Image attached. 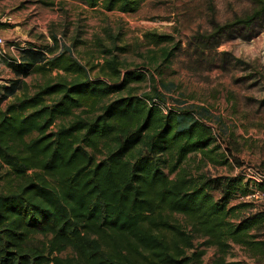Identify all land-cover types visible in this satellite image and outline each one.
I'll list each match as a JSON object with an SVG mask.
<instances>
[{
	"label": "trees",
	"instance_id": "trees-1",
	"mask_svg": "<svg viewBox=\"0 0 264 264\" xmlns=\"http://www.w3.org/2000/svg\"><path fill=\"white\" fill-rule=\"evenodd\" d=\"M69 1L135 14L147 0ZM251 1L260 9L238 23L263 18L264 0ZM146 37L155 46L172 40ZM102 51L104 63L90 69L67 49L42 64L5 61L18 75H58L0 110V168H8L0 174V264H190L195 235L253 245L264 211L240 219L251 204L232 202L264 194V177H210L189 166L199 157L229 163L207 124L222 119L159 88L132 93L148 80L165 85L174 52L162 49L142 71ZM168 100L175 104L164 109Z\"/></svg>",
	"mask_w": 264,
	"mask_h": 264
},
{
	"label": "rangeland",
	"instance_id": "rangeland-1",
	"mask_svg": "<svg viewBox=\"0 0 264 264\" xmlns=\"http://www.w3.org/2000/svg\"><path fill=\"white\" fill-rule=\"evenodd\" d=\"M259 9L251 0H147L137 13L124 14L69 0H0V38L5 42L0 52V110L17 97L33 95L51 75H58H18L6 60L42 64L67 49L90 69L104 63L102 50L108 48L124 68L146 71L154 55L172 50L165 85L148 80L132 84V93L143 97L159 88L169 99L203 106L220 117L221 123L206 121L229 163L202 165L199 157L190 162L191 170L210 177L245 175L259 182L264 177V16L251 25L237 22ZM149 33L172 40L155 46L148 42ZM99 70H91L92 78ZM168 101L164 109L175 104ZM7 170L0 168V174ZM3 188L0 184V191ZM239 203L251 204L239 210L240 219L249 217L264 211V194L256 191L232 205ZM176 218L188 227L187 219ZM195 237L194 247L186 252L190 264H264V226L250 233L253 245L226 240L221 246L209 237Z\"/></svg>",
	"mask_w": 264,
	"mask_h": 264
},
{
	"label": "built area",
	"instance_id": "built-area-1",
	"mask_svg": "<svg viewBox=\"0 0 264 264\" xmlns=\"http://www.w3.org/2000/svg\"><path fill=\"white\" fill-rule=\"evenodd\" d=\"M4 43H5L4 40L2 38H0V52L4 46Z\"/></svg>",
	"mask_w": 264,
	"mask_h": 264
}]
</instances>
